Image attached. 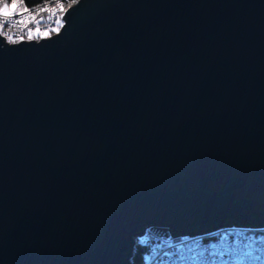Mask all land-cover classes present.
I'll return each mask as SVG.
<instances>
[{
    "label": "water",
    "instance_id": "water-1",
    "mask_svg": "<svg viewBox=\"0 0 264 264\" xmlns=\"http://www.w3.org/2000/svg\"><path fill=\"white\" fill-rule=\"evenodd\" d=\"M60 19L0 36V264L261 231L264 0H78Z\"/></svg>",
    "mask_w": 264,
    "mask_h": 264
},
{
    "label": "built area",
    "instance_id": "built-area-1",
    "mask_svg": "<svg viewBox=\"0 0 264 264\" xmlns=\"http://www.w3.org/2000/svg\"><path fill=\"white\" fill-rule=\"evenodd\" d=\"M63 1V0H62ZM61 0H54L53 2H45L30 8H26L23 11H18L16 13L10 14L8 16H3V13H0V26L5 29H9L10 32L2 31L4 36L7 37L10 41H17L22 37L23 34L27 32L36 33V32H49L52 31L55 27L56 21L58 19L59 9ZM47 4H52L53 7H50ZM57 7L59 9H57ZM54 10H53V9ZM31 18H35L33 21ZM23 20L24 23H17V21ZM39 36V35H38ZM6 42V43H9ZM236 232H248L246 230H239L236 228L230 229L228 233ZM264 232V228H263ZM221 234V233H220ZM213 234V239H211V246H203L199 245L202 241H205L207 244L208 236H190V237H182L179 239H172L169 236L156 235L146 230L144 234L137 238L138 241L150 240L153 242V246L148 252L147 259L143 264H206L209 262V258L203 257V261L201 263H197L195 257L198 255H192V250H200L202 253L212 254V261H216L214 258L215 255L218 257H224V261L216 263V264H264V237L260 236L256 242L248 241L243 245H247L248 248H242L243 245L238 244L237 249L240 251L233 250L234 248L228 246L227 244L233 243L234 241L229 240L224 235ZM195 242V248L190 249L191 243L184 245H180L183 242ZM173 242V243H172ZM169 243L167 246H165ZM236 243V242H235ZM253 243V244H251ZM171 244V245H170ZM174 244V245H173ZM178 244V245H177ZM257 246H254L256 245ZM176 245V246H175ZM210 248L212 250H210ZM203 249V250H202ZM235 251L236 253H234ZM239 252V253H237ZM228 253L233 255L228 256ZM244 255V256H243ZM246 255V256H245ZM199 259V257H198ZM234 260L236 263H234ZM208 261V262H207Z\"/></svg>",
    "mask_w": 264,
    "mask_h": 264
},
{
    "label": "trees",
    "instance_id": "trees-1",
    "mask_svg": "<svg viewBox=\"0 0 264 264\" xmlns=\"http://www.w3.org/2000/svg\"><path fill=\"white\" fill-rule=\"evenodd\" d=\"M50 0H0V10L1 7L5 4H9L11 2H16L18 5V9H24V8H30L39 4H42L44 2H47ZM78 0H64L65 5L68 7L70 5H73ZM229 232V231H228ZM223 232L220 235H224L231 241H235L236 243L243 245L244 243L248 241L256 242L260 236L264 237V232H260L257 230H250L248 232ZM226 233V234H225ZM214 236H211L213 239ZM153 242L150 240L145 241H137L135 240L131 246V256H130V263L131 264H143L146 259L148 252L150 251L151 247L153 246ZM238 260H234V263H236Z\"/></svg>",
    "mask_w": 264,
    "mask_h": 264
},
{
    "label": "rangeland",
    "instance_id": "rangeland-1",
    "mask_svg": "<svg viewBox=\"0 0 264 264\" xmlns=\"http://www.w3.org/2000/svg\"><path fill=\"white\" fill-rule=\"evenodd\" d=\"M54 0H50V1H47V2H53ZM77 2V1H76ZM75 2V3H76ZM45 3V2H44ZM61 3H62V5H60V6H62V9L60 10L58 7H57V9H59V12H58V19H57V21H56V24H55V27L54 28H52L53 30L52 31H49V32H45V33H42V32H36V35H39V36H41L40 37V39L42 38V37H44V36H46L47 38H49L51 35H53V34H56L58 31H59V29L61 28V26L63 25V22H64V20L63 19H60L62 16H63V14H64V11L67 9V8H69L70 6H72V5H70V6H66L65 5V3H64V0L62 1L61 0ZM74 3V4H75ZM73 4V5H74ZM5 5H7V4H5ZM4 5V6H5ZM13 5H17V3L16 2H11V3H9L7 6H8V8H7V12L9 13L8 15H10V14H13V13H16V12H18V11H23V10H25L26 8H24V9H18V7L14 10L13 9ZM47 5H49L50 7H53V5L52 4H47ZM4 6H2L1 7V10H0V13H3V16H5V14H4ZM53 9V8H52ZM54 10V9H53ZM7 15V16H8ZM6 17V16H5ZM4 31H6V32H10V30L9 29H5L4 30V27H1L0 26V36L3 38V39H1L2 40V43H6V42H9L10 40L7 38V37H5L4 36V34H3V32ZM30 33V32H29ZM36 38V37H35ZM34 38V39H35ZM22 39V38H21ZM24 40H27V41H30L31 39H29V38H25ZM33 40V39H32ZM34 41V40H33ZM36 41H38V40H36ZM6 44H8V43H6ZM239 230H241V229H239ZM250 231V230H249ZM234 232V231H233ZM260 232H263V229L260 231ZM156 236V235H155ZM211 236H213V234H211ZM136 240V239H135ZM134 240V241H135ZM211 239H208L207 240V242H208V244L205 242V241H202L199 245H203V246H207V247H210L211 245V241H210ZM138 241V240H137ZM173 243V242H172ZM169 243H167L165 246H167ZM251 244H253V243H251ZM171 245V244H170ZM174 245V244H173ZM178 245V244H177ZM228 246H231V247H233L234 249L233 250H236V251H240L241 250V248L240 249H237V247H238V244L237 243H235V241L233 242V243H230V244H227ZM176 246V245H175ZM254 246H257V244L256 245H254ZM263 247H264V245H262ZM242 248H245V249H247L248 248V246L245 244V245H243V247ZM203 250V249H202ZM210 250H212L211 248H210ZM203 251H200V250H196V249H193L192 250V255H198V257H199V259H198V257H195V259H196V261L198 260V262L197 263H201L202 261H203V257H206L207 256V259L209 258L210 260H209V262L208 263H206V264H216V263H220V262H222V259H223V261L225 260L224 259V257H218L217 255H215L214 256V258L216 259V261H212L211 259H212V257L211 256H213L212 254H207V253H202ZM234 253H236L235 251H233ZM237 253H239V252H237ZM228 256H231L232 258L234 257L233 255H231L230 253H228ZM244 256V255H243ZM246 256V255H245Z\"/></svg>",
    "mask_w": 264,
    "mask_h": 264
},
{
    "label": "bare ground",
    "instance_id": "bare-ground-1",
    "mask_svg": "<svg viewBox=\"0 0 264 264\" xmlns=\"http://www.w3.org/2000/svg\"><path fill=\"white\" fill-rule=\"evenodd\" d=\"M60 5H62V3H60ZM61 8H62V6H61ZM33 21L35 20V18H31ZM22 39H19V40H17V41H12V42H9L8 44H17L19 41H22V40H24L25 38H29V39H33L34 41H36V40H38L39 41V39H40V37L41 36H38V35H36V33H29V32H27L26 34H23L22 35ZM36 37V38H35ZM35 38V39H34ZM42 38H47L46 36H44V37H42ZM24 41H27V40H24ZM234 227H226V228H221V229H217V230H215V231H213L212 232V234H220V233H222L223 234V232H228L230 229H233ZM236 229H239V228H236ZM243 230H246V231H248L249 229H243ZM226 234V233H225ZM207 238H211V236L210 237H207ZM195 242L196 241H190V242H187V241H185V242H183V243H181L180 245H182V248H184V245H186V244H188V243H191V247H190V249H193V248H195Z\"/></svg>",
    "mask_w": 264,
    "mask_h": 264
},
{
    "label": "snow or ice",
    "instance_id": "snow-or-ice-1",
    "mask_svg": "<svg viewBox=\"0 0 264 264\" xmlns=\"http://www.w3.org/2000/svg\"><path fill=\"white\" fill-rule=\"evenodd\" d=\"M18 7V5H13V9L15 10L16 8ZM7 8H8V6L7 5H5L4 6V14H5V16H7L9 13L7 12ZM17 23H24V21L23 20H20V21H17Z\"/></svg>",
    "mask_w": 264,
    "mask_h": 264
}]
</instances>
